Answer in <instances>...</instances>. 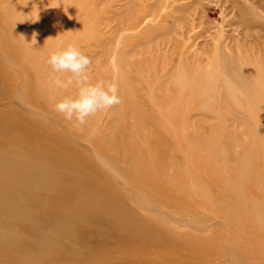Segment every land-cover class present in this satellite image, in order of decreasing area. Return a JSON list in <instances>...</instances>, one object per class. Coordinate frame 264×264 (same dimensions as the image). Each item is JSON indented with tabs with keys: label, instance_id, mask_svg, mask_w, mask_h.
<instances>
[{
	"label": "rangeland",
	"instance_id": "374dc122",
	"mask_svg": "<svg viewBox=\"0 0 264 264\" xmlns=\"http://www.w3.org/2000/svg\"><path fill=\"white\" fill-rule=\"evenodd\" d=\"M69 43L92 60L88 83L116 82L122 99L83 126L55 111L60 99L78 94L75 82L56 87L54 78L71 74L53 73L48 64ZM4 109L11 119L4 127L0 120L6 141L18 139L11 143L23 150L45 146L32 136L48 137L52 129L44 119L26 120L24 109L58 118L56 146L80 149L75 139L89 146L87 157L94 151L97 163L108 160L125 172L119 185L141 198L132 203L97 176L123 214L116 223L103 215V223L123 228L126 238L88 258L64 262L60 253V261L38 264H111L115 257L226 264L227 250L235 264H264V0H0ZM131 227H146L157 239L131 237ZM12 238L25 234L14 227Z\"/></svg>",
	"mask_w": 264,
	"mask_h": 264
},
{
	"label": "bare ground",
	"instance_id": "6f19581e",
	"mask_svg": "<svg viewBox=\"0 0 264 264\" xmlns=\"http://www.w3.org/2000/svg\"><path fill=\"white\" fill-rule=\"evenodd\" d=\"M24 111L26 113L23 117L28 121L44 119L52 133L53 129L56 131L61 129L62 125L58 118L33 115L29 109ZM7 113L10 114L8 109L0 110V117H4L0 119L3 127L11 124V119H5ZM52 133L48 132L52 136L45 137L38 136L36 132V135L32 136L33 140L37 136L41 140L40 144L43 143L45 146L30 147L29 150L21 149L15 142L11 143L12 140L19 141L14 137L6 141L0 136V262L38 264L52 257L59 260L60 253H64L68 258L66 259L68 261L64 262H74L77 259L88 258L96 250L109 247L126 238L123 228L107 227L103 223V215H108L116 223L121 221L120 217H123V214L120 202L102 193L101 180L97 176L102 177L107 183L118 185L126 199L132 203H141V198L131 199L129 187L119 185L116 177L126 178L125 172L108 160H104L103 164L97 163L96 160L101 161L102 158L94 151L91 157H87V151L92 149L76 139L73 141H76L80 149L66 150L56 146L58 139ZM13 135L17 137L16 132ZM25 135L20 134L22 138ZM60 141L65 142L64 139ZM36 142L39 141L35 140L34 143ZM25 151H33L35 156ZM79 153L84 154V160L79 157ZM93 171L95 174L91 173ZM67 177L68 181H65ZM64 191L73 193V196L65 198ZM147 210L154 219L162 220L165 216L156 207L149 206ZM82 224L93 225L95 229L90 227L89 231L85 227H78ZM14 227H20L25 234L24 239L13 240ZM189 228L192 231L199 230L197 227ZM30 230H33L32 233ZM127 230L130 231L131 237L157 239V234L148 231L146 227H133ZM98 245L101 246L96 247ZM78 248L80 251H77ZM226 254L228 259L225 261L226 264H235L228 250ZM150 263L149 261L140 264ZM237 263L245 264L246 261L241 260ZM111 264L137 263L115 257Z\"/></svg>",
	"mask_w": 264,
	"mask_h": 264
},
{
	"label": "clouds",
	"instance_id": "9594fccd",
	"mask_svg": "<svg viewBox=\"0 0 264 264\" xmlns=\"http://www.w3.org/2000/svg\"><path fill=\"white\" fill-rule=\"evenodd\" d=\"M91 63V58L73 43L56 49L48 58L53 73L71 74L66 80L54 78L56 87L68 89L74 82L79 86L76 96H66L55 104V111L63 115L64 119L74 121L77 126L85 125L88 118L98 112L122 103L116 82L106 83L101 80L94 84L88 83Z\"/></svg>",
	"mask_w": 264,
	"mask_h": 264
}]
</instances>
